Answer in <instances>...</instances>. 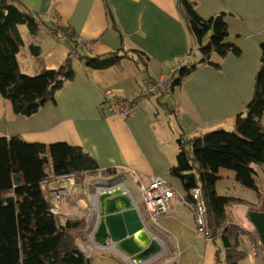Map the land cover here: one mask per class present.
Instances as JSON below:
<instances>
[{
	"label": "crops",
	"instance_id": "crops-1",
	"mask_svg": "<svg viewBox=\"0 0 264 264\" xmlns=\"http://www.w3.org/2000/svg\"><path fill=\"white\" fill-rule=\"evenodd\" d=\"M17 1L37 24L34 32L18 25L20 70L34 75L57 68L69 57L75 75L55 91L53 100L30 115L15 113L0 94V136L17 134L28 142L77 144L102 169L116 171L103 181L85 178L82 184L75 183L59 205L62 213L72 203L91 229L97 216V190L111 186L118 177L123 182L130 176L140 193V184L161 176L175 192L167 211L146 228L161 244L158 254L134 262L113 246L93 242L84 227L74 237L90 264H223L230 253L238 256L237 264H264V245L251 218L257 211L264 213V165L251 164L257 190L239 183L233 170L218 168L217 192L239 200L226 207L222 225L211 227L207 219L211 239L196 230L189 192L170 171L180 133L187 138L212 129L233 130L237 114L252 98L264 40V0H195L203 18L225 13L229 39L239 45L240 52L224 57L212 54L216 64L198 63L180 80L176 67L184 60L192 61L199 51L176 0ZM208 37L204 35L202 42ZM112 51L120 56L112 63L98 67L87 63L88 58ZM74 58L79 60L76 65ZM199 59L198 55L191 63ZM157 73L177 81L170 94L139 98L126 117L110 113L106 89L128 97L141 81ZM261 122L264 125V111ZM124 185L136 209H141V198L136 199ZM48 186H58L57 180Z\"/></svg>",
	"mask_w": 264,
	"mask_h": 264
},
{
	"label": "trees",
	"instance_id": "trees-1",
	"mask_svg": "<svg viewBox=\"0 0 264 264\" xmlns=\"http://www.w3.org/2000/svg\"><path fill=\"white\" fill-rule=\"evenodd\" d=\"M176 1L200 52L198 62L189 61L177 69V80L198 63L216 64L210 59L212 54H239V45L229 39L224 12L203 18L197 13L195 0ZM20 24L31 32L37 29L35 18L21 9L17 0H0V94L15 113L30 115L53 100L55 91L75 75V70L68 57L57 68L34 75L23 73L16 56L22 43ZM206 34L209 37L203 43ZM260 46L253 96L237 114L233 130L212 129L187 138L180 133L177 139L178 153L170 171L188 192L194 185L201 186L211 227L222 225L226 207L239 200L217 192L218 168L233 170L239 183L257 190L251 164L264 165V40ZM116 52L88 58L87 63L95 67L112 63L120 57ZM115 173L114 168L102 169L77 144L28 142L17 134L0 136V264H90L74 237V232L86 225L84 214L70 218L52 213L51 195L56 187L48 183L68 174L79 182L85 175ZM237 257L227 254L223 264H237Z\"/></svg>",
	"mask_w": 264,
	"mask_h": 264
},
{
	"label": "built area",
	"instance_id": "built-area-1",
	"mask_svg": "<svg viewBox=\"0 0 264 264\" xmlns=\"http://www.w3.org/2000/svg\"><path fill=\"white\" fill-rule=\"evenodd\" d=\"M246 1V0H240ZM56 22L60 24V20L56 19ZM88 46V42L85 44ZM193 54L190 53L189 57ZM190 59L180 62L176 67L180 68L182 65L188 64ZM173 84V78L171 75L164 73H157L150 78L141 81L139 85V90L128 96H122L111 89H106L104 91L105 101L108 105V110L112 114H118L121 116H129L133 113L135 104L137 100L141 97H149L156 94H170L171 87ZM73 175H62L57 179V185L55 189L52 190L51 198L54 205L50 208V211L54 214H68L70 218H73V208L74 205L69 204L67 211L65 212L59 209L61 201L65 197L69 196L74 185ZM67 180V181H65ZM141 193V209L138 208V215L145 226L149 228L152 223L156 222L157 218L164 214L169 208V201L175 195L173 188L164 180L161 176H151L147 184H140ZM189 206L194 215V221L196 225V230L201 233L206 238L211 239L212 233L208 227L207 223V208L205 200L202 195V188L199 185H194L189 190ZM252 252L256 254V250L253 248Z\"/></svg>",
	"mask_w": 264,
	"mask_h": 264
},
{
	"label": "water",
	"instance_id": "water-1",
	"mask_svg": "<svg viewBox=\"0 0 264 264\" xmlns=\"http://www.w3.org/2000/svg\"><path fill=\"white\" fill-rule=\"evenodd\" d=\"M97 216L93 227L85 229L92 241L110 245L134 262H141L161 251L157 238L143 225L136 204L123 182L99 188L96 192ZM252 221L264 245V213L255 212ZM89 262V257L86 259Z\"/></svg>",
	"mask_w": 264,
	"mask_h": 264
},
{
	"label": "rangeland",
	"instance_id": "rangeland-1",
	"mask_svg": "<svg viewBox=\"0 0 264 264\" xmlns=\"http://www.w3.org/2000/svg\"><path fill=\"white\" fill-rule=\"evenodd\" d=\"M25 28V27H24ZM198 55L200 56V52L199 53H195L194 55H193V60H192V62L193 61H195V57H197L198 58ZM79 62V60H77V59H75L74 58V64L76 65L77 63ZM197 62V61H196ZM29 71H31V69H29ZM30 73H34V72H30ZM31 75H33V74H31ZM139 90V88H137V90H136V92ZM253 165V164H252ZM69 175H71V174H69ZM119 176V175H118ZM73 182H74V185H73V187L72 188H75V183H78L77 182V178L73 175ZM108 177V175H106V174H104V175H102V174H98V175H96L95 177H93V175H92V177H90V175H85V176H83L82 178H80L78 181H79V183H83V181H85L84 179L85 178H91V179H95V181H98V180H102L103 178H107ZM65 181H67V180H65ZM103 181V180H102ZM119 182H122V180H121V178L120 177H118V178H116V179H114L113 180V182H112V184H116V183H119ZM123 183L124 184H126V186L127 187H130L131 188V191H133V193H135V196H136V199L138 198V199H140L141 198V196L139 197V194L140 193H137V191H138V189H137V187H136V184L134 183V181H132V178L130 177V176H128L127 178H125V179H123ZM111 184V185H112ZM73 194H74V192H73ZM65 199L67 200V196L65 197ZM69 204V203H68ZM71 205H72V203H71ZM65 212H72V210L71 211H67V209H65ZM73 213H74V215H73V217H75L76 216V214H77V211H75V209L73 208ZM66 215H68V214H66Z\"/></svg>",
	"mask_w": 264,
	"mask_h": 264
},
{
	"label": "bare ground",
	"instance_id": "bare-ground-1",
	"mask_svg": "<svg viewBox=\"0 0 264 264\" xmlns=\"http://www.w3.org/2000/svg\"><path fill=\"white\" fill-rule=\"evenodd\" d=\"M105 246V245H104ZM106 246H109L110 247V245H106Z\"/></svg>",
	"mask_w": 264,
	"mask_h": 264
}]
</instances>
